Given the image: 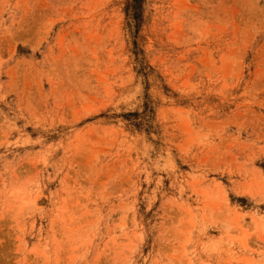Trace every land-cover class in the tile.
I'll return each mask as SVG.
<instances>
[{
  "label": "rangeland",
  "instance_id": "obj_1",
  "mask_svg": "<svg viewBox=\"0 0 264 264\" xmlns=\"http://www.w3.org/2000/svg\"><path fill=\"white\" fill-rule=\"evenodd\" d=\"M0 264H264V0H0Z\"/></svg>",
  "mask_w": 264,
  "mask_h": 264
}]
</instances>
